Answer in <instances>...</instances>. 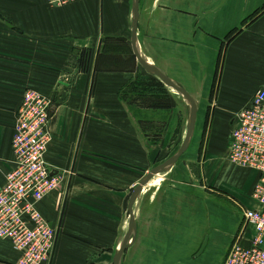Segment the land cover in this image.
Returning <instances> with one entry per match:
<instances>
[{
    "label": "crops",
    "instance_id": "0c3cea01",
    "mask_svg": "<svg viewBox=\"0 0 264 264\" xmlns=\"http://www.w3.org/2000/svg\"><path fill=\"white\" fill-rule=\"evenodd\" d=\"M264 0H140L142 56L198 105L187 152L144 186L122 264H225L257 236L260 173L230 158L237 113L264 87ZM132 0H0V189L24 93L50 98L46 160L61 182L38 207L56 229L47 264H113L141 179L186 135L184 98L139 63ZM181 142V144H182ZM207 243L201 251L205 240ZM19 253L0 240V264Z\"/></svg>",
    "mask_w": 264,
    "mask_h": 264
},
{
    "label": "built area",
    "instance_id": "2783aa9c",
    "mask_svg": "<svg viewBox=\"0 0 264 264\" xmlns=\"http://www.w3.org/2000/svg\"><path fill=\"white\" fill-rule=\"evenodd\" d=\"M81 0H48L61 7ZM49 97L28 89L17 112L12 140L13 166L0 189V240H8L19 253L14 264H47L55 246L56 229L43 216L38 204L59 187L61 178L46 160L52 140ZM230 133V158L260 173L253 198L255 209L244 208L245 219L257 236L250 247L235 243L225 264H264V87L251 104L236 115Z\"/></svg>",
    "mask_w": 264,
    "mask_h": 264
},
{
    "label": "water",
    "instance_id": "95a60500",
    "mask_svg": "<svg viewBox=\"0 0 264 264\" xmlns=\"http://www.w3.org/2000/svg\"><path fill=\"white\" fill-rule=\"evenodd\" d=\"M139 18H140V0H132V47L134 54L136 55L141 66L151 75L158 77L165 85L176 90L187 102L189 114H188V123L185 138L178 148V150L164 162L153 167L150 172L144 176L136 188L133 190L128 210H129V228L125 237L122 241L120 248L114 254L113 264H122V258L125 251L133 244L137 236V221L135 215L134 205L142 192L145 185H147L156 175L169 171L179 159L187 152L189 149L196 129L197 116H198V105L193 96L189 91L179 82L168 76L166 73L161 71L157 66L149 63L141 54L138 44V28H139ZM207 243V239L201 249H204Z\"/></svg>",
    "mask_w": 264,
    "mask_h": 264
},
{
    "label": "rangeland",
    "instance_id": "374dc122",
    "mask_svg": "<svg viewBox=\"0 0 264 264\" xmlns=\"http://www.w3.org/2000/svg\"><path fill=\"white\" fill-rule=\"evenodd\" d=\"M181 127H182V123L180 124V128L178 129L179 135L177 136L176 139H174L172 142H170V146H171V149L169 151L170 155L173 154L174 152H176L178 150V148L181 146V142H182V137H181L182 132H180Z\"/></svg>",
    "mask_w": 264,
    "mask_h": 264
},
{
    "label": "trees",
    "instance_id": "16d2710c",
    "mask_svg": "<svg viewBox=\"0 0 264 264\" xmlns=\"http://www.w3.org/2000/svg\"><path fill=\"white\" fill-rule=\"evenodd\" d=\"M262 8L264 9V6Z\"/></svg>",
    "mask_w": 264,
    "mask_h": 264
},
{
    "label": "bare ground",
    "instance_id": "6f19581e",
    "mask_svg": "<svg viewBox=\"0 0 264 264\" xmlns=\"http://www.w3.org/2000/svg\"><path fill=\"white\" fill-rule=\"evenodd\" d=\"M157 176V175H156Z\"/></svg>",
    "mask_w": 264,
    "mask_h": 264
}]
</instances>
